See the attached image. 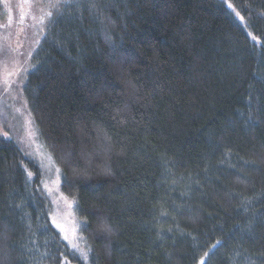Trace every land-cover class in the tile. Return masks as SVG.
Masks as SVG:
<instances>
[{
	"label": "trees",
	"instance_id": "trees-1",
	"mask_svg": "<svg viewBox=\"0 0 264 264\" xmlns=\"http://www.w3.org/2000/svg\"><path fill=\"white\" fill-rule=\"evenodd\" d=\"M21 93L88 254L0 134V264H264V0H65Z\"/></svg>",
	"mask_w": 264,
	"mask_h": 264
},
{
	"label": "rangeland",
	"instance_id": "rangeland-1",
	"mask_svg": "<svg viewBox=\"0 0 264 264\" xmlns=\"http://www.w3.org/2000/svg\"><path fill=\"white\" fill-rule=\"evenodd\" d=\"M65 0H0V134L17 140L40 164L52 224L75 255L86 262L88 245L74 200L62 193L57 164L42 144L21 93L33 50L55 8ZM66 264H73L67 262Z\"/></svg>",
	"mask_w": 264,
	"mask_h": 264
},
{
	"label": "snow or ice",
	"instance_id": "snow-or-ice-1",
	"mask_svg": "<svg viewBox=\"0 0 264 264\" xmlns=\"http://www.w3.org/2000/svg\"><path fill=\"white\" fill-rule=\"evenodd\" d=\"M48 15H51V13H48ZM253 39H256L255 37H253ZM207 255V254H206ZM201 264H204L203 261H201Z\"/></svg>",
	"mask_w": 264,
	"mask_h": 264
}]
</instances>
